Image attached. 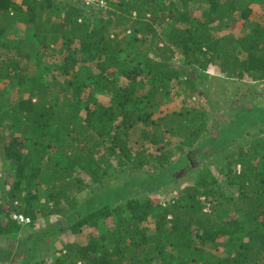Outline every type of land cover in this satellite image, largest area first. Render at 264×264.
Instances as JSON below:
<instances>
[{
	"label": "trees",
	"instance_id": "16d2710c",
	"mask_svg": "<svg viewBox=\"0 0 264 264\" xmlns=\"http://www.w3.org/2000/svg\"><path fill=\"white\" fill-rule=\"evenodd\" d=\"M195 1L164 0L156 7L153 0H106L105 7L91 8L81 0H0V51L10 47L4 34L17 18L46 50L59 43L62 76L27 83V65L0 59V78L15 79L27 93L11 113L0 109L12 120L11 132L0 136V153L13 169L0 198L1 240L34 228L38 214L58 215L73 233L84 225L106 230L55 264H264L263 139L248 155L223 156L220 171L234 190L206 173L165 202L135 196L112 206L119 198L107 199L85 211L81 194L101 197L123 168L136 176L149 175L148 168L171 172L174 144L180 151L199 149L201 159L210 155L213 145L203 140L209 114L198 102L187 103L203 93L189 66L214 65L230 81H264V23L249 19L254 2L264 14V0ZM235 13L248 29L218 35L236 21ZM165 23L161 35L156 28ZM127 47L136 49L134 58L124 53ZM176 98L181 107L164 113L163 105ZM42 192L47 202L36 208ZM221 247L224 255L217 253Z\"/></svg>",
	"mask_w": 264,
	"mask_h": 264
},
{
	"label": "rangeland",
	"instance_id": "374dc122",
	"mask_svg": "<svg viewBox=\"0 0 264 264\" xmlns=\"http://www.w3.org/2000/svg\"><path fill=\"white\" fill-rule=\"evenodd\" d=\"M163 1L153 0L156 7H161ZM195 2V0H191L192 4ZM251 8L252 13L249 19L264 23L261 3L254 2L251 4ZM238 15L239 13H235L236 21L231 24L228 30L217 34L235 37L240 32L247 30V24L239 19ZM16 19L12 20L13 22L10 23L4 34V42L10 44V47L7 48L8 50L3 48L4 50L0 51V59L15 57L22 64L27 65L23 73L27 83L39 79L49 81L51 75H55L57 80H61L62 76L57 67L61 59V55L58 53L59 43L49 45V49L46 50L37 44V41L31 39L29 28L22 21ZM168 25L165 23L157 27L156 31L164 35L168 30ZM14 45H20V54H15L19 48ZM74 45L72 43V47ZM142 49H144V53L147 52L146 48ZM129 51L130 53H127ZM135 52H137L136 49L127 47L124 53L128 55V58H134ZM140 59L141 55L135 60V63L140 65ZM172 59L180 62L181 56L175 54ZM188 70H195L198 85L203 90L202 94L187 103L198 102V105H202L209 114L208 130L203 140L205 143L209 142L213 145L210 155L201 159L199 149L184 148L183 151H180L174 144L172 146L175 150L174 160H176L177 167L175 166L171 172L162 173L148 168L146 170L149 171V175L136 176L133 171L123 168L112 176L107 186V192L101 197H97L95 193L83 192L81 194L87 206L85 211L99 207L100 202L103 203L107 199L119 198L116 202H108L112 206L135 196H156L160 201L165 202L175 194L179 186L194 183L201 174L206 173L208 176H216L219 183L225 185V175L220 171L223 163L221 160H224L223 156L227 155L230 159L235 156L233 153L235 154L238 150L248 155L253 146L260 140H264V81H253L247 77L242 80L230 81L220 76L217 67L211 64L206 69L189 66ZM118 80L127 81L126 78L120 76H118ZM13 81L15 79L0 78L1 111L11 113V106H15L20 100L27 98V93L23 91V88ZM98 99L106 101L108 98L105 95H99ZM181 105L182 100L176 98L163 105V112L177 110ZM0 117H2L0 136H6L11 132L12 120L7 119L5 114ZM15 133L19 135V132ZM146 146L149 151L151 147L148 144ZM235 168L240 167L237 165ZM12 174V167L3 161L0 153V198L7 192L12 181ZM226 189L231 191L235 188H229L226 184ZM99 199L100 201H98ZM46 202L47 195L42 192L35 207L44 205ZM82 213L83 211L80 212V214ZM33 224L34 228H29L28 232L24 231L5 240L0 239V264H55L56 258L61 257L66 250L73 248L74 245L86 244L90 237H96L106 230L105 224H101L98 228L84 225L80 232L73 233L70 231L66 219L58 215L43 217L38 214ZM219 240L224 241V238H219ZM217 253L224 255V248L221 247Z\"/></svg>",
	"mask_w": 264,
	"mask_h": 264
},
{
	"label": "built area",
	"instance_id": "2783aa9c",
	"mask_svg": "<svg viewBox=\"0 0 264 264\" xmlns=\"http://www.w3.org/2000/svg\"><path fill=\"white\" fill-rule=\"evenodd\" d=\"M81 1L86 7L100 8L106 6V0H81ZM13 217L17 218L19 221H28V219L24 218L22 215L14 214Z\"/></svg>",
	"mask_w": 264,
	"mask_h": 264
},
{
	"label": "crops",
	"instance_id": "0c3cea01",
	"mask_svg": "<svg viewBox=\"0 0 264 264\" xmlns=\"http://www.w3.org/2000/svg\"><path fill=\"white\" fill-rule=\"evenodd\" d=\"M202 154H203V152H202Z\"/></svg>",
	"mask_w": 264,
	"mask_h": 264
}]
</instances>
